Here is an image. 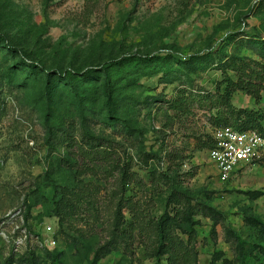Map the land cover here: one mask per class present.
I'll use <instances>...</instances> for the list:
<instances>
[{
    "label": "rangeland",
    "instance_id": "obj_1",
    "mask_svg": "<svg viewBox=\"0 0 264 264\" xmlns=\"http://www.w3.org/2000/svg\"><path fill=\"white\" fill-rule=\"evenodd\" d=\"M262 64L264 0H0V264H166V216L198 264H264V159L221 182L195 150ZM19 213L55 250L14 248Z\"/></svg>",
    "mask_w": 264,
    "mask_h": 264
},
{
    "label": "trees",
    "instance_id": "obj_2",
    "mask_svg": "<svg viewBox=\"0 0 264 264\" xmlns=\"http://www.w3.org/2000/svg\"><path fill=\"white\" fill-rule=\"evenodd\" d=\"M182 58L185 64L191 65L190 61L187 60L186 57ZM38 66L40 69L44 71L46 70L45 67L40 65ZM57 72L60 75H64L62 72ZM102 72L104 88L108 99H110L112 98L113 92L112 79L107 70H103ZM237 91L244 92L246 95L253 98L256 103H264V64H262L261 69L257 71L255 69H251L250 71H247L246 69L242 70L241 75L236 79L226 80L223 89L217 88L215 92L207 93L206 97L209 100L210 109L213 108L215 110L213 128L230 126L240 132L255 130L264 136V112L260 109L256 110L250 108H236L232 104L231 98ZM201 98H204V96H201ZM183 104V101L177 99L176 101H173L171 108L172 106L178 109L183 108ZM212 147L213 138L210 133V135H205L204 140L200 139L198 145L195 147V150H209ZM173 154L174 153H165L164 158L167 159L169 166L174 159L177 160V158H181V155ZM150 158L156 160L157 164L159 165L163 157L158 154H151L147 159ZM246 195L251 199H257L262 196V193L261 191L253 190L247 191ZM27 216L28 213L25 215V219L28 218ZM216 223V220H214L212 224V231L214 230ZM177 229H179V227L176 225V220L171 216H166L164 223H160L158 225L160 249L162 252L167 254L166 264H198L197 243L193 237V232H186L188 233L186 239H182L177 233ZM54 248L55 247H53V249H42L51 251L55 250ZM13 256H10L11 258L9 264L14 262Z\"/></svg>",
    "mask_w": 264,
    "mask_h": 264
},
{
    "label": "built area",
    "instance_id": "obj_3",
    "mask_svg": "<svg viewBox=\"0 0 264 264\" xmlns=\"http://www.w3.org/2000/svg\"><path fill=\"white\" fill-rule=\"evenodd\" d=\"M213 147L208 150L209 160L214 165L219 181L226 182L234 172L253 163L264 159V136L255 130L237 131L230 126L215 127L211 131ZM20 222L17 224V234L13 239L14 248H28L29 243L36 246L51 249L55 246L54 239L40 238L33 234L26 226V219L22 214L18 215ZM51 229L47 226V230Z\"/></svg>",
    "mask_w": 264,
    "mask_h": 264
}]
</instances>
